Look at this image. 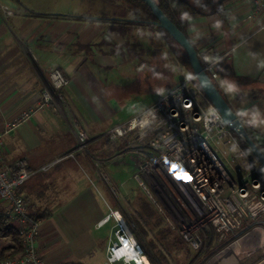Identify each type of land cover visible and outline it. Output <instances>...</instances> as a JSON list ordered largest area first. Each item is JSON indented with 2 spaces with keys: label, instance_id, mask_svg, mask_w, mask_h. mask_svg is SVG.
Wrapping results in <instances>:
<instances>
[{
  "label": "crops",
  "instance_id": "0c3cea01",
  "mask_svg": "<svg viewBox=\"0 0 264 264\" xmlns=\"http://www.w3.org/2000/svg\"><path fill=\"white\" fill-rule=\"evenodd\" d=\"M222 5L223 14L189 15L185 34L198 53L210 49L226 63L216 81L219 90L247 132L264 144V4L255 9L252 0H223ZM1 8L12 16L4 17ZM137 11L121 0H0V132L36 107L43 91L54 98L52 106L6 134L2 145L6 164L25 159L32 169L50 165L18 190L29 216L40 220L36 250L46 264H104L114 222L97 223L113 211L125 221L101 168L76 150L77 128L88 135L95 160L118 149L107 164L114 181L129 166L106 132L145 111L181 80L169 83L168 49H173ZM52 68L69 80L61 100L51 90ZM131 91H155L158 98L120 118ZM6 207L0 200V209Z\"/></svg>",
  "mask_w": 264,
  "mask_h": 264
},
{
  "label": "built area",
  "instance_id": "2783aa9c",
  "mask_svg": "<svg viewBox=\"0 0 264 264\" xmlns=\"http://www.w3.org/2000/svg\"><path fill=\"white\" fill-rule=\"evenodd\" d=\"M252 4L259 9L264 0H252ZM1 12L4 17L13 14L5 8H1ZM197 54L203 70L211 80L217 81L215 67L221 57L210 49ZM48 79L52 92L61 100V92L69 83L68 78L61 70L52 68L48 71ZM53 104L51 91H43L36 107L23 111L5 123L4 130L0 132V200L6 204L5 214L20 238L19 252L1 259L0 264H46L36 250L40 220L29 216L18 190L33 174L47 170L50 165L32 169L25 159L6 164L2 145L6 134L37 111ZM129 132H133L137 143H144L152 155L153 164L171 180L188 189L196 200L193 205L197 213L206 217L218 241L228 242L235 238L246 227L248 219L252 222V231L260 229L264 232V169L258 165L235 180L225 171L219 159L218 147H235L232 131L223 124L219 112L197 86L194 75L184 77L145 111L127 123L109 129L106 136L117 140ZM76 133V150L83 151L89 137L79 128ZM134 178L148 199L157 206L144 183L138 176ZM110 220L114 224L108 238L104 264H146L145 260L151 264L142 245L117 211L103 217L97 227ZM181 235L193 250L198 251L200 240L197 237L190 235L185 228Z\"/></svg>",
  "mask_w": 264,
  "mask_h": 264
},
{
  "label": "rangeland",
  "instance_id": "374dc122",
  "mask_svg": "<svg viewBox=\"0 0 264 264\" xmlns=\"http://www.w3.org/2000/svg\"><path fill=\"white\" fill-rule=\"evenodd\" d=\"M137 12L145 14L140 10ZM154 35L158 36L157 32L154 31ZM170 45L173 50L168 49V75L169 83L173 86L174 79L178 80L181 78L182 80L184 77L193 74L191 68L180 64L177 60L178 55H183V50L175 42ZM165 90L164 86L161 87L158 95L163 94ZM131 93L124 100L127 108L120 113V118L130 109L146 104L150 99L155 100L158 98L155 91L153 95L142 92L134 93L133 91ZM232 135L235 147L231 148V146L227 145L225 147L219 146L218 149L219 159L224 164L225 171L235 180L255 169L259 164L255 159L247 156L233 132ZM105 138L111 147H119L122 158L128 163L129 170L127 168L123 171L118 170L114 181L111 179V171L107 169V164L111 161L109 157L116 154L115 149L118 150L117 148H109L103 158L95 160L93 154L91 155V152L86 147L83 150L85 156L90 159L92 165L98 169L101 168V179L107 189V193L114 199L117 207L121 209L127 225L128 220L133 221L138 218L137 214L143 204H148L150 209H156L157 213L161 215L163 219L161 225L150 231L149 237H153L160 229L169 233L168 246L167 250H165L167 264H208L215 260L217 256L221 257L222 264H264V240L260 241V236L256 229L252 231L251 227L253 225H251L252 222L249 219L246 220V227L244 226L242 232L235 238L228 242L218 241L211 227L207 224L206 217L197 213L193 205L196 200L189 194L188 189L171 180L165 172L156 164H153L151 153L143 142L137 143L133 132H129L117 140L109 139L106 134ZM135 176H138L144 183L157 206L148 199L146 192L134 178ZM184 228L190 231V235L200 240L198 251L193 250L188 241L182 237L181 231ZM249 234L254 238L247 237ZM233 245L236 246L233 248L231 259H228L224 253ZM7 246L14 247L12 251L17 253L20 250L18 244L16 245L9 239H1L0 250Z\"/></svg>",
  "mask_w": 264,
  "mask_h": 264
},
{
  "label": "trees",
  "instance_id": "16d2710c",
  "mask_svg": "<svg viewBox=\"0 0 264 264\" xmlns=\"http://www.w3.org/2000/svg\"><path fill=\"white\" fill-rule=\"evenodd\" d=\"M121 1H123L132 11L140 10L143 13H145L147 22L156 21V18L151 13L150 9L141 0H121ZM155 1L158 4L161 11L168 17V19L171 20L177 26V28L181 30L184 34H185L186 19L189 15L192 14L211 15L216 13L223 14V7H222L223 5L222 2H219L220 0H155ZM151 27L157 32H159L169 44L175 42L173 38L163 28L154 24H152ZM177 60L180 64L190 68L185 53H183V55H178ZM225 67H226L225 62L223 63L220 62L216 65L215 71L218 75V78L220 77ZM212 82L215 85V87L219 90L217 82L213 80ZM248 134L252 138L249 132ZM235 137L237 138L240 147L247 154V156L254 159L253 155L251 154L247 146L241 141V139L236 135ZM252 140L255 142L257 147L264 154V144L256 142L253 138ZM137 215L138 218H136L135 220L133 221L128 220V225L130 227V230L132 231V234L142 245L151 264H167L165 250H167V246H168L167 240L169 233L166 230L160 229L156 232V234L153 237H149V232L161 225L163 221L161 215L157 213L156 209L154 210L150 209L148 204H143L140 208V212ZM1 239H9L11 242L15 243L16 245L18 244L20 249L19 235L15 227L8 220L5 212L0 209V240ZM13 248L14 247L12 246H7L1 249L0 260L7 257H11L15 253H17L12 251Z\"/></svg>",
  "mask_w": 264,
  "mask_h": 264
},
{
  "label": "water",
  "instance_id": "95a60500",
  "mask_svg": "<svg viewBox=\"0 0 264 264\" xmlns=\"http://www.w3.org/2000/svg\"><path fill=\"white\" fill-rule=\"evenodd\" d=\"M141 1L145 3L156 18V21H150L149 23L163 28L173 38L175 43L184 51L199 88L208 101L219 112L222 117L223 124L241 139L253 155L255 161L264 169V154L249 136L247 130L240 122L229 103L224 99L207 73L203 70L194 45L187 38V36L161 11L155 0ZM222 1L223 0H220L219 2ZM251 176L254 178L253 175Z\"/></svg>",
  "mask_w": 264,
  "mask_h": 264
},
{
  "label": "bare ground",
  "instance_id": "6f19581e",
  "mask_svg": "<svg viewBox=\"0 0 264 264\" xmlns=\"http://www.w3.org/2000/svg\"><path fill=\"white\" fill-rule=\"evenodd\" d=\"M257 232H258V235L260 236L259 237V239H260V241L261 240H264V232L262 231V230H257ZM251 234H249V235H247V237H250V238H254V237H251L250 236ZM246 237V238H247ZM236 245H233L231 248H229L228 250H226L225 251V253H224V255L226 254V256H227V258L228 259H231V256H232V253H233V248L235 247ZM220 254V253H219ZM230 255V256H229ZM145 263L146 264H149L146 260H145ZM208 264H222V259H221V257L219 256H217L216 258H215V260H212L211 262H209Z\"/></svg>",
  "mask_w": 264,
  "mask_h": 264
}]
</instances>
